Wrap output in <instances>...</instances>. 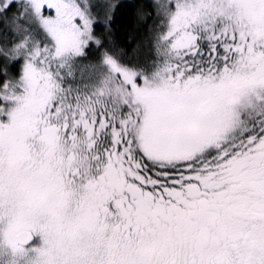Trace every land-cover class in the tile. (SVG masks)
Segmentation results:
<instances>
[{
	"label": "trees",
	"instance_id": "obj_1",
	"mask_svg": "<svg viewBox=\"0 0 264 264\" xmlns=\"http://www.w3.org/2000/svg\"><path fill=\"white\" fill-rule=\"evenodd\" d=\"M85 1L91 39L70 56L27 4L0 0V264H98L105 237L144 247L146 264H167L161 232L177 244L182 219L218 222L227 197L254 195L243 185L205 198L201 179L218 171L221 193L236 183L230 162L264 165V0H220L218 12L213 0H196L203 18L182 22L170 16L191 0ZM188 94L189 125L155 147L151 122ZM17 95L27 103L8 117L3 99ZM162 95L179 98L168 105ZM40 175L42 186L28 191ZM248 221L237 241L264 225ZM180 229L187 246L197 233ZM21 231L36 236L26 248L14 241ZM130 254L120 261L145 264Z\"/></svg>",
	"mask_w": 264,
	"mask_h": 264
},
{
	"label": "rangeland",
	"instance_id": "obj_2",
	"mask_svg": "<svg viewBox=\"0 0 264 264\" xmlns=\"http://www.w3.org/2000/svg\"><path fill=\"white\" fill-rule=\"evenodd\" d=\"M7 1V0H6ZM12 2H21L30 10V14H38L41 17V23L46 28L49 36L55 39V42L61 41L67 48V50L70 52V56L72 54L82 51L88 40L91 39L90 37V22L89 16L86 15V10L80 9V4H83V6H86L87 4L85 0H9ZM194 2V5L192 3H185V5L182 7L183 9H176L173 14L170 16V20H177L178 22L186 21L189 19V16L195 17L197 15L198 11V2L196 0H191ZM215 3V11L218 12L219 9H221V6L224 5L220 0H213ZM247 10V9H246ZM220 11V10H219ZM249 11V10H247ZM215 12V13H216ZM191 14V15H190ZM254 14L252 11H249L246 16L251 17V15ZM196 18V17H195ZM203 18L202 13H198L197 19ZM8 27L9 24H7ZM223 31V30H221ZM25 67V66H24ZM167 75L161 77L160 81H151L146 82V84H153V83H160L163 84L162 81L165 80ZM27 78V77H26ZM29 79V78H27ZM38 77H33V81L35 83L38 82ZM32 79H29L30 82ZM30 84L31 88L34 87V84L32 82L28 83ZM35 88H39L35 85ZM178 93L179 91H175ZM194 92V91H193ZM186 92L182 90V95H184ZM65 93L61 91L62 99L63 95ZM168 97V96H167ZM166 96L162 95L160 96L161 102L162 100L167 102L168 105H171L174 101H177L179 97L175 96L167 98ZM192 98H194L191 94H188L185 97L184 103L182 105H191L192 104ZM4 106L6 107L5 112L9 115L8 117H14L16 113L22 109L27 103V100L24 99V96L17 95L15 97H6L3 99ZM181 106V105H176ZM173 106V107H176ZM170 107V108H173ZM148 109V108H147ZM155 112L159 111L157 108H155ZM169 109V108H168ZM164 111V110H162ZM149 116H152V110L148 109ZM203 115V113L199 112L198 116L200 117ZM205 115V114H204ZM201 118V117H200ZM203 120H208L206 117L201 118ZM191 119L187 121V125H189ZM151 122V128H152ZM211 123V122H210ZM185 125V127L187 126ZM191 125V124H190ZM183 130V129H182ZM182 132V131H181ZM180 132V133H181ZM180 135V134H179ZM178 135V136H179ZM152 137V129L151 133L149 135ZM253 155V154H251ZM245 158V157H244ZM260 158H262V162L264 161V153L260 155ZM232 169L227 172V177L231 176L230 172L232 173L231 179L235 180L236 183H232L231 187H224V190L221 193L217 192V188H219L221 185L225 184V180H223L222 176L220 177V174L218 171L212 170L209 172L204 178L201 179V184L204 186V190H198L199 194H203L205 198H211L215 197L219 194V196H223L225 194H232L233 191L236 189L238 191H242L245 187H248L249 190L253 191V194L258 197V201L251 202V197H244L243 195H238L235 197H227L225 199V205L221 207L222 211L225 213L221 217V220L218 222H215V220L207 221L208 219L202 218L198 222H190L189 219L185 220L182 219L181 226L176 229L178 232V236L181 237L180 242L177 244H170V237H168V232H161L156 238L162 243V246L166 248V255L162 257L165 259L167 264H264V225H256L252 226L250 228V232L247 233L246 241L245 240H239L237 241L235 239V235L240 232L241 228L244 227L243 223H249L248 219H257L262 221L264 223V165H260L258 162L254 164L251 160H244L242 162H237L235 165V162H230L229 165H232ZM235 173V174H234ZM44 177V176H43ZM42 175L34 178L32 183H29L28 191L34 190V187H32L33 184L39 182L42 186L44 178ZM23 179H28V176H22ZM229 179V178H228ZM216 180V181H215ZM215 189V192H214ZM247 189V190H248ZM58 196V190H56L55 194ZM183 202V201H182ZM248 204L247 207L242 208L243 203ZM230 204V207H226V204ZM175 204V202L171 203ZM243 209V210H242ZM259 209L260 211L256 212ZM256 210V211H255ZM215 216V215H213ZM230 217H232L235 221L230 220ZM224 223L228 224V228H226V225ZM253 222V221H252ZM212 223L214 224L213 228L210 230L209 227H206V224ZM224 225V226H223ZM187 226L194 228L195 232L197 233L192 238H190V241L188 245H185L184 240L182 239L183 231L180 229L181 227L186 228ZM253 227L255 229H253ZM253 229V230H252ZM215 230L214 239L212 242V231ZM228 231V240L226 238V235L223 236L220 231ZM252 230V231H251ZM175 232V231H174ZM199 232V233H198ZM158 231L155 232L154 235H156ZM210 235H207L209 234ZM226 233V232H225ZM219 234V237L218 235ZM227 234V233H226ZM199 236H202L203 241H199ZM34 235V240H35ZM66 237L67 238H70ZM209 239V240H208ZM105 242V246L107 250L105 252L99 253L98 256L101 259L100 263L98 264H124V260L121 262L119 257L126 255L131 252L130 258L133 259V262H138L139 260H142V262H145V260H148V257L145 255V248H139L132 246L130 244H126L123 241H115L111 237H105L103 238ZM208 240V241H207ZM42 239H39L37 250L41 246ZM34 242V241H33ZM215 246H214V245ZM179 245V247H178ZM211 245L213 247L211 248ZM161 246V247H162ZM179 249L178 252L181 253L182 249L184 250L180 255L179 258L176 256L174 258V253H170L173 251L176 247ZM160 247V246H159ZM156 247V248H159ZM160 247V248H161ZM226 255V257H224ZM154 259V257H152ZM177 258L176 262L175 261ZM69 260V258H68ZM132 262V263H133ZM172 262V263H171ZM153 260L149 259L148 264H152ZM90 264V263H86ZM146 264V262H145Z\"/></svg>",
	"mask_w": 264,
	"mask_h": 264
},
{
	"label": "water",
	"instance_id": "obj_3",
	"mask_svg": "<svg viewBox=\"0 0 264 264\" xmlns=\"http://www.w3.org/2000/svg\"><path fill=\"white\" fill-rule=\"evenodd\" d=\"M194 112V106L181 105L166 109L155 116L151 128L152 145L158 148L167 147L178 137ZM14 241L18 246L25 248L33 243L34 235L29 231H21L14 236Z\"/></svg>",
	"mask_w": 264,
	"mask_h": 264
}]
</instances>
